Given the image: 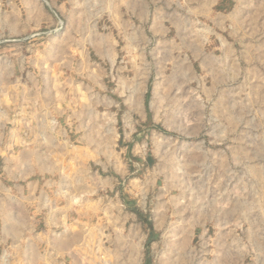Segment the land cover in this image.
Masks as SVG:
<instances>
[{
  "label": "rangeland",
  "instance_id": "rangeland-1",
  "mask_svg": "<svg viewBox=\"0 0 264 264\" xmlns=\"http://www.w3.org/2000/svg\"><path fill=\"white\" fill-rule=\"evenodd\" d=\"M0 222L1 264H264V0H0Z\"/></svg>",
  "mask_w": 264,
  "mask_h": 264
},
{
  "label": "crops",
  "instance_id": "crops-1",
  "mask_svg": "<svg viewBox=\"0 0 264 264\" xmlns=\"http://www.w3.org/2000/svg\"><path fill=\"white\" fill-rule=\"evenodd\" d=\"M102 81L103 80L101 79L100 83H102ZM97 91H98L96 93L97 98L94 100L93 104H88V103L84 102L83 100H81L80 96L77 94H73V97H75L74 99H69V97H68V102L73 103V106H70L71 107L70 109H69V106H66L65 107L66 109L64 108L63 112L70 111L71 115H76V116L80 115V114H83V116H86V114H89L91 111H93L95 113H99V115L106 114L109 116H114L115 114H117L115 112H116V108L118 107V104H117L118 103V93L115 92L112 89V87H110L108 85L107 81L105 82V91L104 92L102 91L101 84L99 85ZM64 100L65 99H63L62 104L65 102ZM71 101H73V102H71ZM87 112H89V113H87ZM66 115L68 116V113H66ZM25 245H30V247L34 251V253L36 255L39 254L40 251L36 246V242L25 244ZM25 245L24 246L20 245L18 247L19 253L25 252V250L27 249V247ZM6 246H7L6 239L3 240L0 238V260L2 257H4V253L6 252L5 251ZM18 250H16V252ZM16 258L17 257L14 253L13 256L11 257V259L8 258V260H14L15 261ZM0 264H1V262H0Z\"/></svg>",
  "mask_w": 264,
  "mask_h": 264
}]
</instances>
